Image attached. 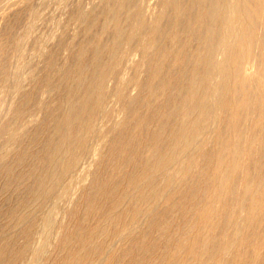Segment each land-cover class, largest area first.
<instances>
[{
	"label": "rangeland",
	"instance_id": "obj_1",
	"mask_svg": "<svg viewBox=\"0 0 264 264\" xmlns=\"http://www.w3.org/2000/svg\"><path fill=\"white\" fill-rule=\"evenodd\" d=\"M222 2L0 0V264H198L208 258L209 253L196 252L199 217L209 199L214 158L226 138L234 137L227 109H214L207 132L196 137L188 156L173 164L168 157L183 130V113L194 116L207 53L225 33L223 17L230 16V7H223L221 17L208 11ZM206 35L210 41L203 40ZM213 56L217 63L222 49ZM254 91L259 98L261 90ZM252 102L240 109L241 148L246 142L264 151V129L247 137L257 111ZM87 124L95 129L87 131ZM73 153L78 155L74 169L66 163ZM159 159L163 167L157 166ZM261 160L238 162L229 183L233 190L223 196L226 206L249 204L241 184L263 174L264 153ZM141 192H148L146 199ZM223 200L213 202L223 207L216 230L204 232L211 236L210 246L222 240L217 233L223 219L242 222L232 213L235 205L225 209ZM49 209L45 251L34 262ZM239 233L237 248L246 260L253 258L251 232ZM192 252H200L199 262ZM260 258L258 264H264ZM219 259L210 257L212 263Z\"/></svg>",
	"mask_w": 264,
	"mask_h": 264
},
{
	"label": "bare ground",
	"instance_id": "obj_2",
	"mask_svg": "<svg viewBox=\"0 0 264 264\" xmlns=\"http://www.w3.org/2000/svg\"><path fill=\"white\" fill-rule=\"evenodd\" d=\"M154 1V0H153ZM185 1V0H184ZM205 1V0H204ZM220 1V0H219ZM229 2L223 0L221 5L216 6V7H211L208 8L210 14L213 13V15L220 16L219 14L222 9L225 8V6L230 7L229 10L230 16L225 15L224 22L226 25V30L225 33L220 36V39L214 43V46L212 49L210 48L209 52L207 53V60H206V65L203 69V72L200 74L201 76V89L202 93L200 94V98L195 101L194 107L193 108V114L189 115V113H183V125L182 128L183 130H179L181 132H176L180 135L177 134L178 138L174 139L173 141V146L171 147V153L170 156L168 157L170 163H175L178 161L183 155H187L186 152L194 145L195 141H198L201 137L199 136L200 134H205L208 130L209 123L211 120H213V115L212 113L214 112V109L217 107H222L224 110L225 108L227 109V115L229 118V126H230V131L234 134V137L228 139L224 144H222L219 152L216 154L214 160H217L216 164L213 167L212 170V176H213V183L211 184V189L209 191V199L207 204L201 208L200 212V222L202 225V231L199 235V246L198 249L196 248V252L198 250L200 254L202 253H209L207 255L208 258L206 259L204 255L205 261L198 263V264H258L259 257H261V261H264V171L263 174H259L257 177V183L253 180H250L248 177L247 180L244 181V183H240L243 185L244 192L249 195L247 197L249 199V204L243 203V201H238L236 205L232 207H229L228 205L226 206L225 202V197L224 194L230 190V192L233 190V186H231L229 183L232 180L233 175L236 173V167L238 165V162L240 161H249L250 163L255 162V161H262L261 158L263 156L264 151L260 150L258 146L256 148L258 149H253L251 144H248L246 146L242 143L243 147L241 148V141H240V136H242V131L241 129L239 130L238 128V121L239 117L241 115L240 109L246 107L248 102L253 101L255 104L256 114H255V119H253V133L247 135L249 136L250 139H253L254 135L256 134L255 130H257V133L264 129V95L261 97L260 94H264V74L261 72L264 71V0H228ZM201 3V2H200ZM153 4V3H152ZM166 4V3H165ZM208 5V3H206ZM187 6V5H186ZM123 7V6H122ZM137 7V6H136ZM224 7V8H223ZM187 8V7H186ZM206 8V7H205ZM5 10V9H4ZM8 10V9H7ZM204 10V9H203ZM228 10V8H227ZM228 10V11H229ZM169 11V10H168ZM226 10L224 9L223 12ZM184 12V11H182ZM228 13V12H227ZM182 14V13H181ZM192 14V13H191ZM203 15V14H202ZM205 15V13H204ZM165 16V15H164ZM140 17V16H139ZM202 17V16H201ZM205 18V16H203ZM173 18V17H172ZM183 19V18H182ZM202 19V18H201ZM179 20V19H178ZM218 20V19H217ZM198 22V21H197ZM209 24V23H208ZM134 25V24H133ZM140 25V24H139ZM157 25V24H156ZM204 25V24H203ZM224 25V26H225ZM196 26V25H195ZM194 26V27H195ZM214 26V23H213ZM216 26V25H215ZM196 28V27H195ZM200 30V29H199ZM195 33V32H194ZM197 33V32H196ZM195 33V34H196ZM216 33V32H215ZM156 34V33H155ZM173 35V34H172ZM191 35V34H190ZM200 35V34H199ZM224 36V37H223ZM144 37V35H143ZM226 37V38H225ZM152 38V37H151ZM193 38V37H192ZM196 38V37H195ZM199 38V37H198ZM197 38V39H198ZM256 38V39H255ZM168 39V38H167ZM135 40V39H134ZM203 40H211V36H205ZM257 40V41H256ZM194 41V40H193ZM195 42V41H194ZM256 42V43H255ZM177 43V42H176ZM199 44V43H198ZM100 45V44H99ZM132 45V44H131ZM163 45V44H162ZM179 45V44H178ZM177 45V46H178ZM205 45V44H204ZM222 49L223 53V58H218L220 60L219 63H212L213 60H211L214 56V52L216 51V48ZM99 49V48H98ZM187 49V48H186ZM123 51V50H122ZM172 51V50H171ZM157 52V51H156ZM114 53V52H112ZM218 53V52H217ZM123 54V53H122ZM139 54V53H138ZM174 54V53H173ZM221 54V53H220ZM114 55V54H113ZM179 56V55H178ZM219 56V54H218ZM131 58V57H130ZM146 58V57H145ZM169 58V57H168ZM200 58V57H199ZM114 60V59H113ZM144 60V59H143ZM211 60L210 63L207 61ZM179 61V60H178ZM186 61V60H185ZM118 64V63H117ZM165 64V63H164ZM1 65V64H0ZM116 65V64H115ZM123 65V64H122ZM121 65V66H122ZM149 66V65H148ZM180 66V65H179ZM182 66V65H181ZM196 66V65H195ZM193 67V66H192ZM253 67H256V72L254 71L253 74ZM104 68V67H103ZM149 68V67H148ZM213 69L217 70V77L214 81H212V78H210L212 72L214 71ZM253 69V70H252ZM1 71V70H0ZM150 71V70H149ZM252 71V72H251ZM100 72V70H99ZM103 72V71H102ZM151 72V71H150ZM102 74V73H100ZM203 74V75H202ZM260 74V75H259ZM2 75V74H1ZM77 75V74H76ZM263 75V76H262ZM113 76V75H112ZM199 76V75H197ZM98 77V76H97ZM209 77V78H208ZM114 78V77H113ZM147 78V77H146ZM215 78V77H214ZM134 80V79H133ZM165 80V79H164ZM101 81V80H100ZM171 81V80H170ZM254 81V82H253ZM120 84V83H119ZM131 84V83H130ZM172 84V83H171ZM186 84V83H185ZM93 85V84H92ZM102 85V81H101ZM161 85V84H160ZM175 86V85H174ZM96 86L95 88H97ZM194 87V86H193ZM200 88V87H199ZM165 89V88H164ZM173 89V88H172ZM194 89V88H193ZM200 89V90H201ZM259 89L261 92L259 93V98L254 95V90ZM170 90V89H169ZM198 91V90H197ZM77 92V91H76ZM103 92V91H102ZM93 93V92H92ZM96 96L94 99V105L99 106L101 101V94L99 90H95ZM89 94V93H88ZM91 94V93H90ZM94 94V93H93ZM176 94V93H175ZM183 94V93H182ZM158 95V93H157ZM169 95V94H168ZM189 96V94H188ZM194 96V95H193ZM198 96V95H197ZM228 96V97H227ZM86 98V97H85ZM192 98V97H191ZM198 98V97H197ZM91 99V100H93ZM103 99V98H102ZM88 100V99H87ZM123 100V99H122ZM68 101V100H67ZM79 101V100H78ZM87 102V101H86ZM100 102V103H99ZM162 102V101H161ZM187 102V101H186ZM252 102V103H253ZM68 103V102H67ZM169 103V102H168ZM82 104V103H81ZM117 104V103H116ZM161 104V103H160ZM170 104V103H169ZM168 104V105H169ZM189 104V102H188ZM187 104V105H188ZM16 105V104H15ZM76 105V104H75ZM87 105V104H86ZM94 105L92 106L94 108ZM84 106V105H83ZM132 106V105H131ZM146 106V105H145ZM159 106V104H158ZM68 107V106H67ZM72 107V106H71ZM120 107V106H119ZM129 107V106H127ZM188 107V106H187ZM69 108V107H68ZM77 108V107H76ZM90 109V106H89ZM98 109V108H97ZM100 109V108H99ZM98 109V110H99ZM166 109V108H165ZM223 109H220L221 111ZM77 110V109H76ZM82 110V109H81ZM88 110V109H87ZM96 110V108H94ZM176 110V109H175ZM180 110V109H179ZM243 110V109H242ZM246 110V109H245ZM248 110V108H247ZM100 111V110H99ZM167 111V110H166ZM217 111V110H216ZM86 112V111H85ZM164 112V111H163ZM180 112V111H179ZM178 112V113H179ZM226 112V111H222ZM242 112V111H241ZM87 113V112H86ZM97 114V113H96ZM159 114V113H158ZM176 114V113H175ZM226 115V113L224 114ZM109 116V115H108ZM136 116V115H135ZM141 116V115H140ZM249 117V116H248ZM90 118V117H89ZM93 118V117H92ZM243 118V117H242ZM76 119V118H75ZM141 120V119H140ZM226 120V119H225ZM75 121V120H74ZM78 121V120H77ZM164 121V120H163ZM172 121V120H171ZM174 121V120H173ZM182 121V120H181ZM221 121V120H220ZM252 121V120H251ZM82 122V121H81ZM144 123V122H143ZM174 123V122H173ZM172 123V124H173ZM182 125V124H181ZM219 126V125H218ZM85 127V126H83ZM119 127V126H118ZM160 127V126H159ZM250 127V126H249ZM87 131H93L95 129L94 125L92 124H87L86 125ZM171 128V127H170ZM181 128V127H180ZM181 128V129H182ZM84 131V129H83ZM86 131V132H87ZM150 131V130H149ZM246 131V130H245ZM261 132V131H260ZM153 133V132H152ZM216 134V133H215ZM248 134V132H247ZM151 135V134H150ZM245 135V134H244ZM82 136V135H81ZM154 136V135H153ZM176 136V135H175ZM199 136L198 138H196ZM209 136V135H208ZM232 136V135H231ZM263 136V135H262ZM149 137V136H148ZM152 137V136H151ZM211 137V136H210ZM261 137V135H260ZM208 138V137H207ZM236 138V139H235ZM82 139V138H81ZM80 139L79 142L84 144ZM198 139V140H196ZM242 139V138H241ZM261 139V138H260ZM84 140V139H82ZM151 140V138H149ZM153 141V140H152ZM209 142V141H208ZM212 142V141H211ZM248 142V141H247ZM255 142V141H254ZM80 143V144H81ZM170 143H172L170 141ZM79 144V145H80ZM106 144V143H105ZM257 144V143H256ZM192 145V146H191ZM262 145V143H261ZM82 145H80L81 147ZM85 146V145H84ZM76 147V146H75ZM128 148V147H127ZM80 149V148H79ZM79 149H77L79 151ZM83 150V148L81 149ZM95 150V149H94ZM204 150V149H203ZM77 152V151H76ZM82 152V151H81ZM168 152V151H167ZM74 154V153H73ZM169 154V153H167ZM77 155V154H76ZM75 154L72 156V160L66 161L68 163V166L74 169L78 163L75 159L77 157ZM93 155L95 153L93 152ZM78 156V155H77ZM98 156V155H97ZM166 156V155H165ZM188 156V155H187ZM204 156V154H203ZM207 156V155H205ZM124 157V156H123ZM79 158V157H78ZM163 158V157H162ZM165 158V157H164ZM163 158V159H164ZM192 158V157H191ZM188 161V159H185ZM184 160V161H185ZM191 160V159H189ZM213 160V159H212ZM247 165L249 162H247ZM165 161L162 160H157V166L161 167L162 164ZM169 163V164H170ZM191 162H189L190 164ZM194 163V162H193ZM80 164V163H79ZM244 164V163H243ZM241 164V165H243ZM259 164V163H258ZM257 164V165H258ZM73 165V166H72ZM166 165V164H165ZM177 165V164H176ZM185 165V164H184ZM194 165V164H193ZM212 165V164H211ZM246 165V164H245ZM256 165V166H257ZM264 165V164H262ZM79 166V165H78ZM156 166V165H155ZM156 166V167H157ZM164 166V165H163ZM162 166V167H163ZM183 166V165H182ZM188 166V165H187ZM185 166V169L186 167ZM67 167V164L66 166ZM68 167V168H69ZM74 167V168H73ZM155 167V168H156ZM70 168V170H71ZM77 168V167H76ZM246 168V167H245ZM178 169V168H177ZM181 169V168H180ZM69 170V169H68ZM160 170V169H159ZM183 170V168L181 169ZM179 170V171H181ZM250 170V169H249ZM67 171V170H66ZM190 171V170H189ZM205 171V170H204ZM211 172V171H210ZM159 173V172H158ZM182 173V172H181ZM160 174V173H159ZM204 174V173H203ZM238 174V172H237ZM236 174V175H237ZM242 174V173H241ZM57 175V174H55ZM82 175V174H81ZM157 176V175H156ZM188 176V175H187ZM170 176H168L169 178ZM236 176H234L235 178ZM243 177V175H242ZM156 178V177H155ZM153 179V178H152ZM227 179V180H226ZM229 179V181H228ZM249 179V180H248ZM186 180V179H185ZM202 180V179H201ZM234 180V179H233ZM141 181V180H140ZM175 181V180H174ZM203 181V180H202ZM205 181V180H204ZM242 181V180H241ZM152 182V181H151ZM199 182V180H198ZM195 183V182H194ZM203 183V182H202ZM175 184V183H174ZM232 184V183H231ZM53 185V184H52ZM146 185V183H145ZM170 185V184H169ZM234 185V184H233ZM240 185V187H241ZM148 186V184H147ZM194 186V185H193ZM202 186V185H201ZM206 186V185H205ZM261 186V188H259ZM137 187V186H136ZM199 187V186H198ZM209 187V186H208ZM237 187V186H236ZM239 187V186H238ZM184 188V187H183ZM187 188V187H186ZM206 189V188H205ZM50 190V189H49ZM186 190V189H185ZM242 190V189H241ZM42 191V190H41ZM67 188L64 190H61L60 197L61 200L63 199L62 197L66 196L67 193ZM240 191V190H239ZM60 192V191H59ZM58 193V192H57ZM143 193V192H141ZM140 193V197H142ZM145 193V194H144ZM143 195L146 199V196L148 192H144ZM184 193V192H183ZM198 194V193H197ZM196 194V195H197ZM203 194V193H202ZM201 194V195H202ZM229 194V193H228ZM234 194V193H233ZM58 196V194H56ZM226 195V194H225ZM40 196V195H39ZM149 196V195H148ZM200 196V194H199ZM232 196V194H231ZM240 197L239 195H237ZM236 196V197H237ZM54 197V196H53ZM67 197V196H66ZM65 197V198H66ZM139 197V198H140ZM233 197V196H232ZM235 197V196H234ZM142 198V200H143ZM199 198V197H198ZM221 198H224V205L225 209L228 208H233L232 213H236L239 217H241L242 222H239L238 220L234 223L229 224L227 223L225 219L222 220V222L219 224V234L222 237V240H220V243H215L213 242L212 246L211 245V236H209V229L213 230V228L216 227L218 224V215L220 209L223 207L221 206H216L213 204L215 200L219 202ZM229 198V197H228ZM237 199V198H235ZM39 200V199H38ZM141 200V199H140ZM195 200V199H194ZM234 200V199H233ZM239 200V198H238ZM43 201V200H42ZM60 201V200H59ZM144 201V200H143ZM182 201V200H181ZM183 202V201H182ZM197 202V200H196ZM221 202V201H220ZM246 202V200H245ZM175 203V202H174ZM194 203V202H193ZM204 203V202H203ZM202 203V204H203ZM223 203V202H222ZM195 204V203H194ZM174 206V205H173ZM172 207V204H171ZM202 207V206H201ZM170 208V207H169ZM173 208V207H172ZM184 209V208H183ZM162 210V209H161ZM170 210V209H169ZM199 210V209H198ZM137 211V210H136ZM200 211V210H199ZM51 212L52 209H49L47 214L44 215L42 218V224H41V241L37 249L33 251L32 254V261L36 262L40 255L45 251L44 246L46 245L45 243L47 242V233L48 229L51 227L50 224L52 222L51 219ZM183 212V211H182ZM223 213V212H221ZM220 213V214H221ZM190 214V213H189ZM232 214V215H233ZM191 215V214H190ZM230 215V214H229ZM231 215V216H232ZM236 215V216H237ZM179 216V215H178ZM235 216V217H236ZM162 217V216H161ZM191 217V216H189ZM238 217V218H239ZM165 218V217H164ZM220 218V217H219ZM234 218V217H233ZM137 219V218H136ZM148 219V216H147ZM185 219V218H184ZM147 221V220H146ZM145 221V222H146ZM194 221V220H193ZM239 222V223H238ZM195 224V223H194ZM161 225V224H160ZM174 225V224H173ZM193 225V224H191ZM199 225V224H198ZM204 225V226H203ZM167 226V225H166ZM170 226V225H169ZM194 226V225H193ZM238 226V229H237ZM176 227V226H175ZM195 227V226H194ZM99 228V227H98ZM229 229H232L230 232ZM209 233H204L207 231ZM214 229L213 231H215ZM247 231L248 233L251 232V238L249 240L245 237L244 239H247L252 243V248H253V258L249 257V259H245V255L243 257V254H245V251L243 249L237 248L236 246V240L234 242V237L235 235L238 237L242 235H239L241 232L244 233V231ZM165 232V231H163ZM193 232V229H192ZM229 232V234H228ZM212 233V232H211ZM210 233V235H211ZM99 234V233H97ZM189 235V233H188ZM214 235V233H213ZM247 235V233H246ZM249 236V235H248ZM185 237V236H184ZM190 237V235H189ZM194 237V236H193ZM220 237V238H221ZM215 238V236H214ZM217 238V237H216ZM189 239V238H188ZM187 239V240H188ZM196 239V237H195ZM186 240V238L184 239ZM182 239V241H184ZM186 240V241H187ZM190 240V239H189ZM155 241V240H154ZM168 241V240H167ZM213 241V240H212ZM189 242V241H187ZM193 242V241H192ZM191 244V242H189ZM189 243L188 247H189ZM197 243V241H196ZM186 245V242L184 243V246ZM247 245V243H246ZM182 246V247H184ZM191 246V245H190ZM158 247V246H157ZM250 247V248H251ZM255 248V249H254ZM190 249V248H189ZM188 248L185 249V253L189 250ZM195 250V249H194ZM251 251V249H250ZM193 253L194 257L196 259H200L199 253L197 256ZM184 253V254H185ZM250 254V252H248ZM191 256V255H190ZM192 256V257H193ZM219 256V261H216L212 263L213 261H210V257H214V259ZM252 256V255H251ZM229 257V261L227 260ZM191 258V257H190ZM247 258V257H246ZM161 259V258H160ZM173 259V258H172ZM175 259V258H174ZM177 259V258H176ZM189 259V256H188ZM193 258H191L192 260ZM263 259V260H262ZM213 260V258H212ZM175 261V260H174ZM200 260H196V262H199ZM185 263L187 261L185 260ZM168 264V263H167ZM175 264V262L173 263ZM261 264V263H260Z\"/></svg>",
	"mask_w": 264,
	"mask_h": 264
}]
</instances>
